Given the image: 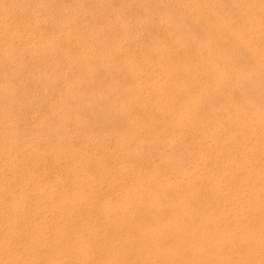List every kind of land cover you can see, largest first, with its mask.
I'll list each match as a JSON object with an SVG mask.
<instances>
[{
    "label": "bare ground",
    "instance_id": "1",
    "mask_svg": "<svg viewBox=\"0 0 264 264\" xmlns=\"http://www.w3.org/2000/svg\"><path fill=\"white\" fill-rule=\"evenodd\" d=\"M40 2L0 0V264H264V0H121L144 48L115 4L109 42L112 9Z\"/></svg>",
    "mask_w": 264,
    "mask_h": 264
},
{
    "label": "rangeland",
    "instance_id": "2",
    "mask_svg": "<svg viewBox=\"0 0 264 264\" xmlns=\"http://www.w3.org/2000/svg\"><path fill=\"white\" fill-rule=\"evenodd\" d=\"M34 1H35V3H33ZM36 1H37V0H33V1L28 0V3H29L28 6H31V7H28L30 10H28V9L26 10L27 15L30 14L29 16H31L33 13H34V14H35V13H38V14H36V15H38V16H42V11H41V9H39L41 6H38V8H37V5H40L41 2H40V0H38L37 3L39 2L40 4H39V3L36 4ZM55 1H56V3H55ZM57 1H58V4H60L59 2H61V4H62V3L64 4V2H65V4L63 5L65 9L62 8L63 6H62L61 4H60V5H57ZM66 1H67V4H66ZM70 1H71V2H70ZM70 1H69V2H70V3H69L68 0H54L53 5L56 4L55 6H57V7H56L57 9H59V7H60V10H61L60 12H61V14H62L63 12H66L65 10H67V9L69 10V12H67V14H69V15L71 16V17L69 16V19H70L69 22H70V24H71L72 29H75V28H76L75 31H80V30H81L82 33H85L86 31H88L89 26H91L92 22L94 21L93 18H96V19L99 21L100 16L105 15V17H106V19H107V18H108L107 16H109V14H110V15L114 14V15H115V16L113 15L114 17H113V16H112V17L109 16L108 19L112 18V19H110V22H109V20L107 19L108 22L105 20L106 22H105L104 24H100V23H99V24H100L101 26L104 25V26H103L104 28H105V25H106V26H109V28L106 27L107 30H109V29H113L112 27L110 28V26H111L112 23H113V24H114L113 27L116 28V29L118 28V30L115 29L116 33H117V31L121 32L122 30H120L119 25H117V24H115V23H116V21H118V18H119V19H122V18H121V16H122L121 14H123V13L125 14L126 12L130 11V12H131L130 15H132V16L128 15V14H129V12H128V13L125 14L126 17L123 15V16H124V17H123V20H124V22H125L126 24H129V23H130L131 32H132L133 35H131V32L128 33L129 31L126 33V31H125V30H127L126 27H125V30H123V31H124L123 34H128V36H129V34H130V38H131V36H133L134 38L137 37L135 42L138 41V43H139V42H144V38H143V37H146L145 39L148 40V42H144L143 44H140V46L144 45V46H142L143 48L146 46L145 44H148V45H149V43H150V41H151V39H152V38L147 37L148 35H150L149 32H153V33H151V34H152V37H157L158 34H160V35L158 36V37H160V39L163 37V33H164V25L162 26L163 23H161V22L159 21L160 18L157 16V14H155V17H156V18H155L154 16H152L154 13L151 11V9L148 10V11H144V12H147V14L149 13V14L147 15L146 13L143 12L142 7H141V10H140V6H139V5H133V6H131V8H130L129 10H128L127 8H124V9L126 10V12H125V10L123 11V8L121 7V5H122L121 0H120V1H118V0H116V1H114V0H107V1H106V4H105L106 7H105V6L103 5V3H102V5H101V6H102V9H101V6L99 5V3H101V1H99V0H96V1L94 0L93 3H92L93 0H92V1H91V0H85L84 2L81 0V1L84 3V4H83V8L86 7L85 9H89L90 5H91L90 10L93 9L94 6H97V5H95L96 3L99 5V6H98V9L94 8V9L91 10V11L88 10L89 13L86 12L87 15H88V17H91L92 14L94 15V16H92V17L89 18V19H88V17H87V19L90 20V22H89L88 20L83 19V15L85 16V13L82 14L80 11H78V13H76V11H74L75 9H74V6H73V1H72V0H70ZM97 1H99V3H98ZM108 1H109V2H108ZM135 1H136V0H135ZM31 2H32L33 4H31ZM28 3H27V4H28ZM94 3H95V4H94ZM108 3H109V4L113 3V4H112V5H109ZM132 3H133V2H132ZM30 4H31V5H30ZM35 4H36V6H35L34 8H36L37 10L34 9L33 6H32V5H35ZM69 4H72V5H69ZM92 4H94V5H92ZM114 4H115V6H114ZM117 4H118V5H117ZM86 5H89L88 8H87ZM131 5H132V4H131ZM70 6H72L74 10L72 9V7H71V10H70V8H69ZM107 6H108V8H110V9H108ZM112 6H114L113 8H115V9L118 7L117 10H118L119 8H122V9H121L122 11H121L120 9H119V11H117V10H115V9L113 10ZM32 8H33V13H32ZM53 8H55V7H53ZM56 8H55V10H56ZM66 8H67V9H66ZM38 9H39V11H41V12H40L41 14L39 13ZM111 9H112V10H111ZM34 10H36L37 12H35ZM94 10H95V11H94ZM99 10H100V11H99ZM105 10H106V12H105ZM110 10L113 11L114 13H112ZM127 10H128V11H127ZM133 10H134V11L137 10V11H135V13H136L135 15L133 14V13H134ZM139 10H140V11H139ZM28 11H31L32 14H31V13H28ZM56 11H57V10H56ZM70 11H74V12H72V13L70 14ZM96 11H97V12H96ZM116 11H117V12H120V11H121V12H123V13L117 15V13H115ZM93 12H94L95 14H94ZM101 12H102V13H106L107 15H106V14H102ZM108 12H110V13L108 14ZM73 13H74V14H73ZM75 13H76L77 18L74 17V16H75ZM91 13H92V14H91ZM97 13H98V14H97ZM99 13H101V14H99ZM111 13H112V14H111ZM140 13H142V14H140ZM39 14H40V15H39ZM72 14H73V15H72ZM78 14H79V16H78ZM89 14H91V15H89ZM96 14H97V15H96ZM87 15H86V16H87ZM99 15H100V16H99ZM139 15H141V17H140ZM144 15H146V17H145ZM174 15H176V13H175ZM174 15H173V16H174ZM118 16H120V17H118ZM133 16H134V17H133ZM142 16H143V19H144V17H145L144 20L142 19ZM147 16H149L150 18L147 17ZM176 16H178V15H176ZM73 17H74L75 19H78V20L76 21ZM80 17H81V18H80ZM105 17H104V18H105ZM138 17H140V20H141L142 22H141L140 20H139V22H138V19H139ZM153 17H154V19H153ZM174 17H175V16H174ZM84 18H85V17H84ZM113 18H114V19H113ZM128 18H130V20H129ZM135 18H136L137 22H136ZM137 18H138V19H137ZM146 18L149 19L151 22H149V20L147 21ZM175 18H176V17H175ZM71 19H72V20H71ZM79 19H82V20H84V21H81V20H79ZM92 19H93V21H92ZM125 19H126V20H125ZM85 20H86L89 24H88V23L86 24V21H85ZM128 20H129V21H128ZM152 20H157V22L159 21L161 24L158 22V25L160 24L159 26H160V27L162 26V28H160L159 26H156L157 23H154ZM127 21H128V22H127ZM131 21H132V22H131ZM143 21H144L145 23L148 22L149 25H148V24H145ZM111 22H112V23H111ZM155 22H156V21H155ZM83 23H84L85 25H84ZM93 23H94V22H93ZM107 23H108V24H107ZM110 23H111V24H110ZM134 23H135V24H134ZM137 23H140V26L142 25V26H143L142 28H143V29L145 28V29L143 30V29L140 28V27L137 28V27H136V26H137ZM151 23H152V24L154 23V26L152 25V26H153V29H152V30H151V28H152ZM119 24H120V23H119ZM132 24H134V25H136V26H134V25H132ZM155 24H156V25H155ZM81 25H82L83 27H80ZM115 25H116V27H115ZM73 26H74V27H73ZM138 26H139V24H138ZM147 26H148V28H147ZM155 26H156L158 29H156ZM77 27H79L80 29H79V28L77 29ZM103 27H101V28H103ZM150 27H151V28H150ZM81 28H82L83 30H82ZM104 28H103V30L105 31ZM122 28H123V27H122ZM149 28H150V29H149ZM154 28H155L156 30H155ZM107 30H106V32H107ZM147 30H148V33H149V34L147 33ZM158 30H160V32H159ZM81 31H80V32H81ZM110 31H111V30H110ZM115 31H114V29H113L112 32H109V31H108L107 35H109V34H111V33H113V32L115 33ZM123 31H122V32H123ZM133 31H134V32H133ZM135 31H136V32H135ZM142 31H143V33L145 32V33H144L145 36H144V35H141V34H142ZM157 31H158V32H157ZM122 32H121V33H122ZM137 32H140L141 34L139 33V34H137V36H136L135 33H137ZM156 33H158V34H156ZM134 34H135V35H134ZM146 34H147V35H146ZM153 35H154V36H153ZM155 35H156V36H155ZM110 36H111V35H109V37L106 36V39H107V41H109V42H113V41H110V40H112V37H110ZM135 36H136V37H135ZM139 36H143V37H142V38H143V41H140V40H141V37H139ZM150 37H151V35H150ZM70 38H71V37H70ZM121 38L124 40V36H121L120 38H118L119 43H120V40H121L122 44L125 43V41H123ZM138 38H140V39H138ZM71 39H72V38H71ZM108 39H109V40H108ZM137 39H138V40H137ZM65 40L69 42L70 39L68 38V40H67V39L61 40V42H60V47H61L62 49H60V51L62 52V53H61L62 55L59 53V57H57V58L55 59L56 61L58 60L57 63H58V62H59V63H58V64L55 63V65H56V64L59 65V66H57V67L59 68V67H60V64H61V61H63V63H64L65 60H67V59L69 60V59H70V56H71V58L73 59L74 57H72V54H73L74 51H75L74 49H76V52L78 53V55H77L76 53L73 54L74 56H75V54L77 55V56H75L76 59L74 58L73 61H72V62H74V63L71 62L72 64H70V62L66 61L67 63L65 62L63 65L61 64V65L63 66V68L60 67L61 70L63 69V70L68 71V72L70 71L69 74H67L68 72H66V74H65V71H61L60 68H59V70H57V71H58V76H59V75L61 76V74H62V76H61V77L59 76V77L61 78L60 81H57V80L60 79V78H59V79H57V80L54 79V82H55V80H56V82H55V83L57 84L56 86L59 87V88H56V89H58V90H60V91H63L64 89H62L63 84H58L59 82H60V83H63L65 79H66L65 82L70 81L71 79L73 80L72 76H73L74 74L77 75V74H79V72H81V70H80L79 68H78L77 71L75 70V69H77L78 66L75 65L76 68L72 66V65L75 64V63L77 64V62L74 61V60H77V58L79 57V52H78V50H77V46H76V47L74 46V48H72L73 46H72V47L70 46V47H71V49H70V47L68 46V43H66ZM113 40H115V39L113 38ZM134 40H135V39H134ZM134 40H132V41H134ZM146 40H145V41H146ZM161 40H162V39H161ZM64 41H65V43H64ZM90 41H91V40H90ZM116 41H117V40H116ZM118 41H117V42H118ZM162 41H163V40H162ZM91 42H92L91 45H93V44L95 43L94 41H91ZM93 42H94V43H93ZM135 42H134V45H135ZM164 42H165V41H164ZM126 43H127V42H126ZM126 43H125V44H126ZM167 43H169V44L167 45ZM167 43H166V45H165L166 47L171 46V43H170V42H167ZM61 44H62V45H61ZM64 44H66V45H64ZM69 44L73 45L74 43H73V42H72V43L69 42ZM122 44H120V45H122ZM128 44H129V43H127V45H125V46L123 45L122 47H124V48L121 49V50H123V52H124L125 48H127V49H126V52H124L125 54H124L121 50H119L120 52L123 53V55L120 54V52H118V51H117V53H115V54H114L115 51L112 52V53L109 52V53H111L110 55L114 54V57L111 56L112 61H115V60H116V62H119V61H121V60L124 59V57H122V56H125L126 53L128 52L127 50H129L128 48H129V46H130V44H129V46H128ZM136 44H137V43H136ZM74 45H75V44H74ZM148 45H147V46H148ZM65 46H68V47L65 48ZM135 46H137V48H139V44H138V45H135ZM122 47H121V48H122ZM133 47H134V46H133ZM142 47H141V48H142ZM64 48H65V49H64ZM137 48H136V50L139 51L140 48H139V49H137ZM63 49H64V50H63ZM72 49H73V52H71ZM65 50H66L67 52L70 51V52H69L70 54H69L68 56H67V52H66ZM134 50H135V49H134ZM64 52H66V53H64ZM135 52H136V51H135ZM118 53H119L121 56L118 55ZM63 54H64V56H65L67 59H65V57H64V59L62 58V57H63ZM116 54H117V56H116ZM137 55H138V52H137ZM61 56H62V57H61ZM115 56H116V57H115ZM2 57H3V56L0 55V58H1V59H3ZM118 57H119V58L121 57L122 59L119 60ZM111 58H110V59H111ZM113 58H114V60H113ZM115 58H116V59H115ZM59 59H60V60L62 59V60L60 61ZM30 61L32 62L33 60H30ZM30 61H29V63H30ZM56 61H55V62H56ZM52 62H54V61H50L48 64H50V63L52 64ZM32 63H33V62H32ZM65 64H66V65H65ZM67 64H68V65H67ZM69 64H70V67H69ZM52 65H53V64H52ZM66 67H67L68 69H67ZM6 68H7V67H5V68H3V69L6 70ZM31 68H32V65H31ZM54 68H55V67H53V69H54ZM69 68H70V69H69ZM71 68H73V69H71ZM29 69H30V67H29ZM30 70H32V69H30ZM49 70H50V69H49ZM51 70H52V68H51ZM51 70H50V71H51ZM54 70H56V69H54ZM71 70H72V71H71ZM73 70H75L74 72H77V73H73ZM57 71H56V72H57ZM59 71L61 72V74H59ZM113 71H114L113 69H112V70H108L109 73H106V77L110 78V77L112 76V78H114V77L117 78L118 73L115 72V71H114L115 73H113ZM111 72H112V73H111ZM30 73H31V72H30ZM30 73H27V74H28V75H31ZM71 73H72V74H71ZM110 73H111V76H110ZM113 74H114V77H113ZM116 74H117V75H116ZM71 75H72V76H71ZM26 76H27V75H25V77H26ZM56 76H57V75H56ZM66 76H67V77H66ZM109 76H110V77H109ZM56 78H58V77H56ZM70 78H71V79H70ZM108 78H106V81L109 80ZM141 78L143 79V76H141ZM26 79H28V76H27ZM26 79H24V80H26ZM62 79H64V80L62 81ZM72 80H71V81H72ZM139 80L141 81L140 78H139ZM61 81H62V82H61ZM30 82H31V81H30ZM119 83L121 84V81H120ZM119 83H118V85H119ZM64 87H65V84H64ZM64 87H63V88H64ZM116 87H118V86H116ZM60 88H61V89H60ZM145 88H146V87H145ZM116 90H117L118 92H122V91H119V90H121V89H117V88L114 90V95H115V97H116V96L119 97V95H121L122 93H121V94H115V93H117ZM35 94H36V93L34 92V94H33L32 97H34ZM144 94H145V93H144ZM144 94H143V98L146 99V97H147V93H146V95H145L146 97L144 96ZM36 95H37V94H36ZM36 97H37V99L39 98L38 95H37ZM36 97L31 98L32 101H33V103H36V102H34V101H37V103L40 102V100H39V101H38V100H35ZM31 99H28V100H31ZM32 101H31V102H32ZM28 102L31 103L30 101H28ZM37 105H38V104H37ZM38 106H41V103H40ZM42 107H43V106H42ZM42 107H39L40 110H41ZM133 108H134V107H131V110H129V111H130L129 113H132L133 111H136V110H137V109L132 110ZM42 109H43V108H42ZM22 111H24V110H23V109H21V110H17V111L14 112V114H15L16 116H18V117H20V116L22 115V114L20 115V113H24V114L27 113V114H28V115H27L28 117H29V116H32V113H31V115H30V112H29V111H24V112H22ZM139 111H141V112H140L141 114L143 113L142 110H139ZM133 113H134V112H133ZM133 113H132V114H133ZM135 113H136V112H135ZM225 114H226V112H225ZM22 116H23V115H22ZM24 116H25V115H24ZM27 116H25V117H27ZM112 116H113V114L111 113L110 118H106L107 120H106L105 125H103L104 123L102 124V122H99V123H98V126H100V127H104V126L107 127V126H112V125H113V126H116V127H117L118 125H120V124L122 125V124H123V123H122L123 121H121V120L117 121L118 123H116V121H114L115 119H112ZM108 117H109V116H108ZM108 119H109V122H110V123L108 122ZM110 119H111L112 121H111ZM122 120H124V119H122ZM113 121H114L115 123H114ZM72 122H73V120L69 122V126H70V123L72 124ZM107 122H108V123H107ZM124 123H125V120H124ZM96 124H97V123H96ZM73 125H74V124H72L71 127H70L69 129H72V128H73ZM154 125H157V126H155L156 129H159V127H160V128L163 127V123H162V126H161V123H159V124H158V123H155ZM154 125H153V126H154ZM158 126H159V127H158ZM118 127H119V126H118ZM170 132H171V131H168V132L165 131L164 134H165V135H166V134H170ZM74 138H76V137H74ZM133 146L135 147V146H137V145L132 144V147H131V146H130V147L133 148ZM141 154H142V152H141ZM224 182H226V181L224 180ZM121 232H122V234H120V236L122 237L124 231L122 230Z\"/></svg>",
    "mask_w": 264,
    "mask_h": 264
}]
</instances>
